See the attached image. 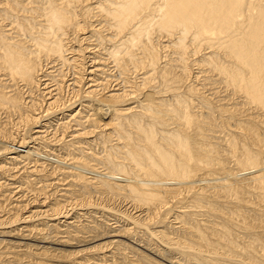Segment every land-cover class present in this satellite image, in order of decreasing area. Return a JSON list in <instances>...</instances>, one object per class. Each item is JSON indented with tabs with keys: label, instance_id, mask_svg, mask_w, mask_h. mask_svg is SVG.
<instances>
[{
	"label": "bare ground",
	"instance_id": "6f19581e",
	"mask_svg": "<svg viewBox=\"0 0 264 264\" xmlns=\"http://www.w3.org/2000/svg\"><path fill=\"white\" fill-rule=\"evenodd\" d=\"M195 66L204 79L193 76ZM67 75L75 89L68 100L61 95L71 88ZM193 77L200 86L220 85L223 95L208 97ZM167 92L170 98H163ZM92 103L107 111L96 113ZM67 110L70 121L60 122V130L69 132L73 122L71 140L64 142V134L45 140L42 122ZM0 140L8 155L0 162V229L18 225L0 236L45 240L49 228L52 244L72 247L38 249L0 239V255L35 264L91 258L105 264L110 252L156 264L125 242L142 228L183 257L184 263L170 258V264H264V0H0ZM97 140L102 155L91 152ZM51 143L67 157H55L52 173L41 175L36 156ZM23 148L35 156L20 157ZM28 161L35 165L19 177L15 166ZM54 174L68 184L51 205L35 201L32 211L21 204L23 196L10 198L28 189L54 195L60 184ZM37 179L42 184L34 186ZM91 189L145 205L148 217L99 226L87 240L62 229V198ZM170 202L190 209L181 206L170 216ZM36 216L52 223L39 229L31 224ZM169 216L180 226H169Z\"/></svg>",
	"mask_w": 264,
	"mask_h": 264
},
{
	"label": "rangeland",
	"instance_id": "374dc122",
	"mask_svg": "<svg viewBox=\"0 0 264 264\" xmlns=\"http://www.w3.org/2000/svg\"><path fill=\"white\" fill-rule=\"evenodd\" d=\"M94 48V46L92 47V49ZM94 50H95V48H94ZM168 52H170V53H168ZM167 53H166V55L168 56H170L171 58H173V57H175V56H173L174 54L172 53V51H168ZM87 56V55H86ZM97 57H101V58H104V56H102V55H98ZM173 64H174V62H173ZM196 68V66L195 67H193V70H192V73H193V76H195L196 77V75H198V77H200L201 79H204V77H202V75H204V74H199L200 72L202 73V69H200L199 68V70L198 71H196L197 69H195ZM109 69V68H108ZM195 69V70H194ZM110 70V69H109ZM194 71V72H193ZM108 74H110V71H109V73ZM70 75V74H69ZM69 75H67V81H68V84H69V86H71V84H72V81H71V77L69 78ZM70 80H69V79ZM200 78L196 81V79H194V77H193V80L197 83H199L200 85L203 83L201 80H200ZM69 81H71V82H69ZM194 82V85H196L197 86V84ZM198 84V88H200V87H203V88H201V89H203L202 91V93H204L205 95H207L208 97H210L213 93H215L214 94V96H216V97H220V96H222L223 94H221L222 93V88L220 87V89H219V87L218 86H220V85H216L215 86V88H212L211 86L209 87V85H207V86H200ZM67 85V84H66ZM85 88H86V85L84 86ZM204 87H207L206 89L208 90H204ZM217 87V88H216ZM74 87L73 86H71V88L69 87H67L66 88V91L64 90L63 92H62V98L64 99H66V100H68L69 98H72V94L74 93V90L75 89H73ZM211 90H210V89ZM68 89H70V90H68ZM214 89H215V91H217V92H215L214 91ZM218 89V90H217ZM73 91V93H72V91ZM221 90V93L219 92ZM66 92H68V93H66ZM211 93V95H210V93ZM168 93L169 92H167V93H165V94H167V95H165L164 93H162L161 94V96H163V98H166V99H168V97L170 98V93H169V96H168ZM219 93H220V96H219ZM65 94L67 95V96H65ZM69 94V95H68ZM209 94V95H208ZM64 96V97H63ZM69 96V97H68ZM68 99H67V98ZM145 98H147V97H145ZM65 100V101H66ZM199 101V100H198ZM77 103H79L80 104V101L79 102H77ZM76 103V105H79V104H77ZM82 104H86V103H82ZM195 104H196V107H197V110L199 109V103H197V101H195ZM73 106L72 107V109H80L79 108V106ZM91 105H93V103L91 104ZM97 105V106H96ZM102 108L101 107V105H99V104H95L94 103V105H93V110L94 111H96V113H100V114H103V113H105L107 110H106V108H102V109H100V108ZM96 108H98L97 110H96ZM71 109V110H72ZM83 109V108H82ZM71 110H67V111H63V112H57V113H55V115H53L52 114V116L53 117H51V115H49L48 117L49 118H45V120L42 122V125L44 126V125H46V127H44V131H45V133H46V138H45V140H51L52 139V137L54 136V135H57V136H54V137H57V138H59L60 136H62L64 133H62L61 132V128H60V124H62V123H66V120H68V122L70 121V111ZM99 111V112H98ZM81 112V114L80 115H82V113H83V115H82V117L85 115V116H87L86 114V110L85 109H83V110H81V111H79V113ZM202 112H205L204 110L202 111ZM88 113H90V112H88ZM57 114V115H56ZM60 114V115H59ZM61 114H63V115H61ZM68 114V115H67ZM203 115H206V113L205 114H203ZM67 117V118H66ZM62 118H64V119H62ZM62 119V120H61ZM59 120V121H58ZM45 122V123H44ZM60 122H62V123H60ZM218 122V120H216V123ZM44 123V124H43ZM59 123V124H58ZM59 125V127H58V125ZM72 125H74L73 124V122H71V124H69V128H71V130L70 131H72L73 129H74V126H72ZM49 126V127H48ZM72 126V127H71ZM57 127H58V129H57ZM47 128V129H46ZM51 129V130H50ZM61 129V130H60ZM68 130V131H69ZM47 131V132H46ZM63 131V130H62ZM69 131V132H70ZM60 132H61V134H60ZM69 132H67V133H65L66 134V136H65V134H64V137H63V141L64 142H69L68 140H71L70 139V134L71 133H69ZM221 134L220 133H218V135L216 134V136H220ZM18 138V136L16 135V133H14L13 134V138H15V140L17 141V138ZM49 137H51V138H49ZM61 138V137H60ZM69 138V139H68ZM92 140H94V138H91ZM90 139V140H91ZM97 139V138H96ZM101 142V141H100ZM99 142V140H97V143H94V145H92V149H94V150H92L91 152H94L95 154H97V153H99L100 155H102V153L104 154V148L102 149V144ZM4 144V145H3ZM53 146L52 147H50L49 149H41V151H38V156H36V164H38L39 166L40 165H42L43 166V169H42V174L41 175H48L49 173H52V170H53V167H54V164L55 165H57V163H55V162H57L56 161V158L55 157H62V156H65V157H67V153L63 150V149H61L59 146H56V147H54L55 146V144H53V143H51ZM98 144V145H97ZM100 144V145H99ZM57 145V144H56ZM29 146V145H28ZM31 146H33V148H38L37 147V145H32V144H30V147ZM5 147V143L4 142H2V140H0V149L2 150L3 148ZM39 147H41V146H39ZM59 148V149H58ZM25 150H26V152H25ZM49 150V152H47ZM103 150V151H102ZM20 151H23V152H20ZM27 151H28V149H20V150H18V152H19V156L20 157H25V155H27L26 153H27ZM31 151H32V149H31ZM25 152V153H24ZM24 153V154H23ZM3 153L2 152H0V155H2ZM28 155H33L32 153L31 154H28ZM28 155L26 156V158L27 159H29L28 158ZM54 155V156H53ZM33 156H35V155H33ZM7 157H8V155L6 156L5 154H3L2 156H0V162H3V161H5L6 159H7ZM64 158V157H63ZM22 161V160H21ZM24 163H29L28 164V166H26L27 167V169L28 170H26V169H23L24 167ZM23 164H17L15 167L17 168L16 170H17V174H18V176L20 177V176H23L24 174H25V172L26 171H29L35 164H34V162H30V161H28V162H24ZM41 163V164H40ZM23 167V168H22ZM98 167H100V168H98L96 171H101V168H102V165H99ZM20 168V169H19ZM39 169V168H38ZM23 170L25 171V172H23ZM85 173H88V175H90V176H92V173L90 174L89 173V171H85ZM22 174V175H21ZM55 176V178L54 179H58L59 181H57V182H60V184H59V186H58V191L59 190H62L63 188H67L66 187V184H68V180H66V179H64L63 180V178H60V176H58V174L56 175V174H54ZM17 176V177H18ZM9 178V177H8ZM8 178H4V179H1V182H4V181H6ZM41 178H43V177H40V179ZM62 179V181H60ZM35 181H37V182H35V184H34V186H38V185H41L42 184V181L40 180V181H38V179L37 180H35ZM6 182H8V183H10V184H12L11 186L12 187H14V186H17L18 187V185L19 184H15L14 183V181H11V180H8V181H6ZM64 182V183H63ZM65 182H66V184H65ZM14 183V184H13ZM17 183H18V180H17ZM65 186V187H64ZM37 188V187H36ZM28 191H29V189H28ZM28 191L26 190V191H24V192H17V190H16V192L15 193H12L11 195H10V198L11 199H14L13 201H17L19 198H22V196H23V201L24 202H22L21 204H27V203H29L30 204V206H29V208L32 210V211H34L35 209H33V208H35L36 206H34L35 204H34V202L36 201H45L46 202V206L47 205H51L52 203H54V201L56 200V199H61V197H59L58 195L61 193L60 191L58 192H56L54 195L52 194L53 193V191H49V189L48 190H46V191H43V193L42 192H39V193H34V192H32L31 190L29 191V193H28ZM103 191H100V190H95V189H91V191H89V192H86V193H78V194H76V195H69L68 197H63L62 199L63 200H65V202H62V204L64 205V210H65V216L67 217H65L66 219H63V218H60V222L59 223H62L63 224V226H62V224H60V226H61V228L62 229H64V230H68L69 228L71 229V231H77V232H79L78 233V235L79 236H81V237H83L82 239H88V238H90V236H94V235H96L98 232L100 233L101 231H102V229H99V228H101V227H99V226H102V227H106V224L107 225H110L111 226V228H113V227H115V228H118V226H121V225H124V224H126L125 223V217H127V216H131V217H133V218H138V219H145L146 217H148V209H147V207L145 206V205H142V204H138V203H136V202H133V201H131L130 200V198H125V197H122V196H110V193H107V192H103ZM17 194V195H16ZM40 194V195H39ZM103 194V195H102ZM16 195V196H15ZM51 195V196H50ZM17 196H18V198H17ZM44 198H43V197ZM13 197V198H12ZM48 198V199H47ZM47 199V200H46ZM128 199V200H127ZM12 201V200H11ZM19 201V200H18ZM189 201V200H188ZM35 202V203H36ZM37 202V203H38ZM134 204H133V203ZM34 204V205H33ZM174 203H171L170 202V205H172L173 206V210L172 211H170V216L173 214V215H176V214H180L179 213V211H182V208L180 209V207L182 206V207H186V209L185 210H187V209H190V208H187V207H189V205H187V203L185 202V204L184 205H179L180 207H178V205H173ZM141 205V206H140ZM177 206V207H176ZM33 207V208H32ZM179 208V209H178ZM45 209H47V208H45ZM178 209V210H177ZM42 210H44V208H42ZM178 212H177V211ZM24 211H27V210H24ZM176 211V212H175ZM5 212H3L2 214H4ZM24 213V212H23ZM113 213V214H112ZM172 213V214H171ZM1 214V215H2ZM68 214V215H67ZM4 215H6V214H4ZM172 215V216H173ZM41 216V215H40ZM70 216V217H69ZM122 216V217H121ZM169 216V218H170V220L171 221H173V224L172 223H170V224H168L169 226H171V227H178V225L179 224H177V221H175V220H173V218H171ZM2 217V216H1ZM5 217V216H4ZM140 217V218H139ZM120 218V219H119ZM34 219V220H33ZM32 220L33 221H31V224H34V225H36L39 229L40 228H45V230L47 229V227H44V225L46 224V222H48V224L50 225V222L52 223V221H48V219L47 218H43V216L42 217H34ZM71 220V221H70ZM73 221V225L71 224V225H69L68 226V228L66 227V226H64V225H66V223H71ZM76 221V222H75ZM94 221V222H93ZM141 221H143V220H141ZM58 222V221H57ZM57 222H55V223H57ZM117 222V223H116ZM176 222V223H175ZM76 223V224H75ZM152 223V222H151ZM150 223V226L152 227L151 229L153 230H159V229H161V228H158L157 226H156V224H151ZM93 224L95 225V224H97V225H95L96 227H98V229H99V231L97 230H95V232H93L94 231V229L95 228H92V226H93ZM102 224V225H101ZM104 224V225H103ZM176 224V225H175ZM78 225H79V227L81 226V227H83V228H80V229H77V227H78ZM116 225V226H115ZM40 226V227H39ZM74 226H75V228H74ZM110 226H108V227H110ZM168 226V227H169ZM180 226V225H179ZM9 227V228H8ZM78 227V228H79ZM15 228H18V225H11V227L10 226H4V227H2L1 229H0V232L1 231H3V232H10V231H12V230H15ZM69 229V230H70ZM91 230H92V232H91ZM105 230H107V227L105 228ZM109 230H110V228H109ZM163 230H164V228H163ZM167 230V229H166ZM172 230V228H170V229H168L167 231H171ZM12 234V233H11ZM43 234L45 235V237H46V239L45 240H41V237L40 236H31V237H28V239L27 240H21V238L20 239H15V238H12L11 236H8V234H5V235H1L0 236V239L1 240H3L4 242H13V241H17V242H19V243H23V242H25L26 244H30V245H34V246H36L37 248H38V246H39V248L40 247H44V248H57V249H64V250H72V247H68V246H64V247H62V246H59V245H54V244H52L51 242H54V240H55V237H54V233L53 232H51V230L48 228L46 231H44L43 232ZM61 236L62 237H66V238H63L64 240H67L68 238V235H67V233L65 232V233H62L61 234ZM151 235H149L144 229H142V228H136V230H135V232L134 233H132L131 235H130V238L128 237V240H126L125 241V239H123L126 243H128L129 245H131L133 248H135V249H137L139 252H141V253H143L144 255H147V256H149L150 258H153L155 261H157L158 263H161V264H170V263H168L169 262V259L170 258H174V259H179L180 260V262H182V263H184V261L182 260V259H180V258H183L179 253H177V252H175V251H172V249H170L169 248V245L166 243V242H164L163 240H161L159 237H157V236H151ZM172 236V235H171ZM17 237V236H16ZM19 238V237H18ZM54 238V239H53ZM18 240H20V241H18ZM95 240V239H94ZM93 240V241H94ZM39 242H41V243H39ZM72 243H75V241H72ZM89 243H91V242H89ZM135 244V245H134ZM76 248H73V249H79V248H82V246L80 247V245H84V243H79V244H73ZM87 245H90V244H87ZM87 245H85V246H87ZM134 245V246H133ZM3 247V246H2ZM137 247V248H136ZM38 248V249H39ZM1 249V248H0ZM22 249V248H21ZM154 250V251H153ZM158 250V251H157ZM1 251H3V248H2V250H0V252ZM156 251V252H155ZM157 253H160V254H162V255H159L158 254V256H157ZM107 254V256H108V258H106V261L104 262L105 264H141V261H140V263L138 262V258H136V255H133V254H129L128 255V257H126V259L124 258V257H122V255H115L114 257H112L110 254V252H108V253H106ZM180 255V256H179ZM1 257H0V264H35V262L34 261H32V262H30V263H28L27 262V260L29 259V258H27V257H25V256H21L23 259L21 260V262H17V261H15L13 258H12V255L11 254H3V255H0ZM111 256V257H110ZM131 256V257H130ZM180 257V258H179ZM24 258H26V259H24ZM95 258V257H94ZM136 258V259H135ZM89 259H90V257H89ZM91 260L92 261H90V262H88L87 264H96L97 263V261L95 262V263H93L94 262V259H92L91 258ZM137 260V261H136ZM182 260V261H181ZM60 260H54V261H51V262H46L45 264H67L65 261L63 262V261H60ZM79 262V261H78ZM114 262V263H113ZM137 262V263H136ZM157 262H156V264H157ZM194 262V261H193ZM192 261H191V263L192 264H195V262L193 263ZM142 264H144V263H142ZM174 264V263H173Z\"/></svg>",
	"mask_w": 264,
	"mask_h": 264
}]
</instances>
